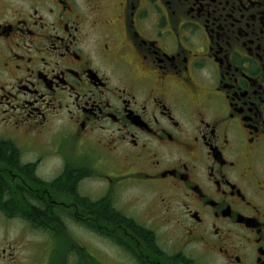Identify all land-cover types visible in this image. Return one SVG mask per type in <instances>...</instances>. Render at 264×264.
<instances>
[{"label": "flooded vegetation", "instance_id": "flooded-vegetation-1", "mask_svg": "<svg viewBox=\"0 0 264 264\" xmlns=\"http://www.w3.org/2000/svg\"><path fill=\"white\" fill-rule=\"evenodd\" d=\"M0 148L86 264H264V0H0Z\"/></svg>", "mask_w": 264, "mask_h": 264}, {"label": "rangeland", "instance_id": "rangeland-1", "mask_svg": "<svg viewBox=\"0 0 264 264\" xmlns=\"http://www.w3.org/2000/svg\"><path fill=\"white\" fill-rule=\"evenodd\" d=\"M43 235L41 230L36 231L19 220L6 221L1 216L0 251H7L0 264H64L63 248H57L56 242ZM75 263L76 260L71 259L69 264Z\"/></svg>", "mask_w": 264, "mask_h": 264}, {"label": "trees", "instance_id": "trees-1", "mask_svg": "<svg viewBox=\"0 0 264 264\" xmlns=\"http://www.w3.org/2000/svg\"><path fill=\"white\" fill-rule=\"evenodd\" d=\"M0 151H1V148H0ZM4 186H5L4 182H2V180L0 179V197H3ZM19 211H20V209L16 204H13L12 207H10L9 209L0 205V212H3V213H5V212L9 213L10 212V214H14V213H18ZM29 214L31 216L39 215V210L34 208V210L31 211V213H29ZM63 250H64V259H65L64 264H68V257L66 255L67 249H63ZM78 256H79V263L78 264H86V262L89 260V259L86 260L81 253H78Z\"/></svg>", "mask_w": 264, "mask_h": 264}]
</instances>
